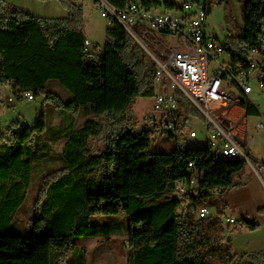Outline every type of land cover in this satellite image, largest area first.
<instances>
[{
	"label": "trees",
	"instance_id": "trees-1",
	"mask_svg": "<svg viewBox=\"0 0 264 264\" xmlns=\"http://www.w3.org/2000/svg\"><path fill=\"white\" fill-rule=\"evenodd\" d=\"M63 1L68 17L43 18L0 0V81L10 84L19 99L27 91L58 99L63 119L59 132L67 139L63 167L45 177V201L35 229L20 235L11 225L32 183V147L47 130L48 118L42 114L33 126L14 123L0 131V264H87L86 250L77 248L74 238L110 237L123 231L130 246L128 264H264V251L232 252L229 236L221 235L222 217L199 218L186 211L191 204L207 206L209 195L226 196L237 188L236 176L246 161L218 158L211 146L201 143L154 152L150 133L130 127L128 118L138 97L154 96L157 65L147 66L143 48L118 20L108 24L103 51L86 52L84 0ZM110 1L119 7L137 2L147 10L173 11L185 0ZM196 1L206 2L210 12L214 0ZM238 1L243 4L244 31L228 38L226 45L241 55L243 44L259 43L264 0ZM51 80L69 91V102L63 103L47 88ZM182 102L187 112L196 110ZM76 110L112 120L113 128L99 152H92L89 139L101 134L100 124L88 118L76 128ZM259 114L255 108L249 110L251 116ZM203 159L207 186L197 190L199 195H178L177 182H188L192 176L189 162ZM96 215L125 219L95 224ZM237 224L249 231L261 227L251 218ZM54 238L68 239L70 258H66L69 250L54 247Z\"/></svg>",
	"mask_w": 264,
	"mask_h": 264
},
{
	"label": "built area",
	"instance_id": "built-area-1",
	"mask_svg": "<svg viewBox=\"0 0 264 264\" xmlns=\"http://www.w3.org/2000/svg\"><path fill=\"white\" fill-rule=\"evenodd\" d=\"M88 1L100 9L109 25L118 20L138 41L143 39L148 43L149 35L156 39L157 33L178 39L177 47L162 50L160 54L147 49L157 65L153 108L143 118L152 141L169 134L180 138L185 147L188 143L205 144V148L215 146L216 157L239 155L264 183V164L254 165L245 149L249 110L257 109L264 119L256 103V98L264 103V18L258 45L243 44L244 54L239 55V51L229 50L226 43L208 33L209 6L204 1H181L180 8L173 11L147 10L137 2L119 7L110 0ZM92 47L93 42L87 38L85 51L91 52ZM244 58H251V65H244ZM14 97L12 92L7 101L13 103ZM26 98L36 96L27 91L21 99ZM182 101L202 115L201 130L197 129L191 110L187 112ZM257 129L264 131V122L259 123ZM189 167L193 169L192 176L188 182H177L178 195H196V186L207 182L204 159L190 161ZM186 211L199 218L210 215L206 205L191 204ZM230 222L236 223V220L231 218Z\"/></svg>",
	"mask_w": 264,
	"mask_h": 264
},
{
	"label": "rangeland",
	"instance_id": "rangeland-1",
	"mask_svg": "<svg viewBox=\"0 0 264 264\" xmlns=\"http://www.w3.org/2000/svg\"><path fill=\"white\" fill-rule=\"evenodd\" d=\"M12 7L27 8L35 13V15L43 18H66L70 11L64 5L63 0H4ZM83 5V25L84 31L88 38L93 42V51L101 53L107 42L106 30L108 23L100 12V9L91 1L84 0ZM245 27V18L243 13V4L238 0H214L210 3V12L206 21V29L212 36H217L221 43H226L228 38L240 36ZM137 28V27H135ZM141 36L140 34H138ZM133 37V36H132ZM136 41L144 52V61L148 67L154 64L152 57L147 49L160 54L162 50L175 48L178 46L177 37L156 34L149 35L150 42L142 40ZM140 38V37H139ZM141 42V43H140ZM147 47V48H145ZM0 88L3 91V96L0 97V131H6L12 124L19 123V126H33L36 120L45 114L48 118L47 130L39 134L33 145V177L32 183L26 192V199L23 205L19 208L11 225L13 233L26 235L30 234L35 229L36 215L42 214L41 207L44 203V192L46 186L45 177L52 171L60 169L64 165L62 159V151L66 142V137L61 135L59 130L63 125L62 107L58 99L53 100L47 97L46 93H41L35 99H19L14 97V102L9 103L7 98L13 92L10 84H2ZM49 90L54 91L59 95L61 100L69 102L72 98L69 91L60 85L57 81L51 80L48 83ZM256 103L264 113V103L260 98H256ZM153 108V97L141 96L138 97L132 105V114L129 116L128 125L136 131H141L146 128L143 121L144 115ZM197 129L201 130L203 126V117L198 111L191 110ZM76 119V128L84 126L88 118L94 120L99 127L101 126V134L89 139V147L92 152L97 153L102 149L106 142L108 132L113 128V122L108 116H86L83 110H76L73 113ZM264 122L263 116L253 115L248 118L249 131H255V137L258 140L256 151L260 155H264V131H259L257 126ZM61 135V136H60ZM248 139V134L246 136ZM262 141V142H261ZM177 145H182V140L177 136L171 137L169 134L162 135L158 139L152 141V149L154 152H169ZM252 163L264 164V160H255L251 157ZM264 179V178H263ZM236 180L239 185L243 186L246 182L249 186L255 199L264 203V183L263 180L254 171L253 167L246 162L245 167L241 170ZM244 187V186H243ZM236 195L244 193L241 190L237 191ZM234 195L231 196V198ZM229 197L222 196L219 193H214L205 198V203L210 208L211 215L222 217L226 225V229L221 234L226 237L237 228L238 224L230 223L231 216L239 215L232 207L228 206L227 200ZM263 205V204H261ZM222 213V214H220ZM124 216H109L96 215L93 217L95 224H117L124 220ZM235 227V228H234ZM73 243L77 248L86 250L87 264H128L130 246L128 243V235L126 232L117 233L110 237H79L74 238ZM52 244L55 248L62 251L69 250V254L65 257L70 258V249L68 248L67 238H54ZM62 259H66V258Z\"/></svg>",
	"mask_w": 264,
	"mask_h": 264
},
{
	"label": "crops",
	"instance_id": "crops-1",
	"mask_svg": "<svg viewBox=\"0 0 264 264\" xmlns=\"http://www.w3.org/2000/svg\"><path fill=\"white\" fill-rule=\"evenodd\" d=\"M255 131H249L248 126V139L245 149L250 157L261 161L264 160V155H260V153L256 151L258 140L255 137ZM243 184L244 187L239 185L226 195V197H229L227 200L228 206L232 207L234 211L239 213V215L236 214V216H231L229 218H234L236 221H240L243 218L256 219L261 224V227L258 230L249 231L245 227L238 226L237 228L234 227V231L227 235L231 241L232 252L240 255L264 251V203H261L258 199H255L251 190L248 188L249 185L246 182ZM206 186V183L203 182L202 184H198L195 188V193L199 195L197 190L205 188ZM239 190L244 193L236 195V193H238L237 191ZM232 195L234 196L231 198ZM224 228L226 229L225 224Z\"/></svg>",
	"mask_w": 264,
	"mask_h": 264
},
{
	"label": "bare ground",
	"instance_id": "bare-ground-1",
	"mask_svg": "<svg viewBox=\"0 0 264 264\" xmlns=\"http://www.w3.org/2000/svg\"><path fill=\"white\" fill-rule=\"evenodd\" d=\"M244 65H251V58H244ZM211 148L215 152V146H211ZM221 157L225 159H240L239 155H227Z\"/></svg>",
	"mask_w": 264,
	"mask_h": 264
}]
</instances>
